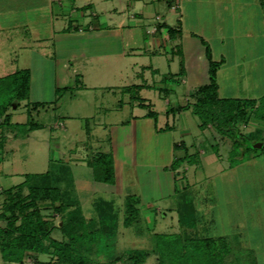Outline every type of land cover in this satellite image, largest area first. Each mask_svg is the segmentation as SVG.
<instances>
[{"label":"rangeland","instance_id":"rangeland-1","mask_svg":"<svg viewBox=\"0 0 264 264\" xmlns=\"http://www.w3.org/2000/svg\"><path fill=\"white\" fill-rule=\"evenodd\" d=\"M171 1L170 5L176 2L180 7V0ZM48 4L49 0H0V77L29 67L27 58H29L30 45L37 47L38 45L34 43L38 41L37 38L43 36L46 39L50 36ZM157 19L161 22L160 16H157ZM187 23L198 29V16L188 18ZM177 26H180L179 22ZM241 28L240 26V30ZM193 35L198 38V33ZM243 38L242 35L238 37L239 43L243 42L241 40ZM248 43L249 41H246V44ZM214 44L216 47L220 45L215 41ZM262 47L260 44V49L254 50L252 47L253 50H246L247 47H245L239 50L238 52L244 54L243 65L237 63L230 51L225 52L226 49L218 48L217 51L225 52L221 60L214 58V52L211 49L212 59L220 61L217 70L220 69L222 73L219 76L221 87L224 88L221 91L222 95L230 92L238 96L246 95L254 98L264 95V67L262 66L264 62L257 61L260 65L254 66L256 62L254 63L248 57L249 55L251 58L254 55L257 56L262 52ZM196 50L192 49L190 57L194 59L195 69L198 70L200 63ZM141 55L145 60L137 56L138 61L147 62L148 56ZM182 56L180 51V61L181 59L184 61ZM161 60L163 69L166 70L165 57ZM203 61L207 68L209 59L204 56V53L201 63ZM130 74L135 82V78L141 74L138 64L137 67L131 64ZM130 74L126 71L120 77L118 71L114 74L118 78L114 83L120 88L114 93L102 86L107 83L102 80L104 78H93L89 81L92 75H87L85 82L95 87L76 90V86H82L83 80L74 82V77L70 78L69 75L67 90L61 89L58 84L56 97L44 102V107L30 108L31 105L27 104L31 101L30 98L21 100L19 105L15 102L9 105L8 110L12 113L14 125L6 130V141L4 147L0 149V212L5 203L3 190L21 183L27 173L48 170L55 183L57 182L62 188L72 190L77 195L87 217L95 213V201L113 202L120 213L114 251L126 257L125 252L128 249L150 247L153 232L183 230L178 221V207L181 195L184 193L192 198L196 207L197 223L195 227L187 228L189 233L192 235L227 233L234 243L237 241L240 243L238 245H243L242 237L236 234L237 231L234 228L229 227L233 223L243 222L244 226L240 228V231H244L247 244L255 248L257 262L264 264L259 254L264 252V149L249 151L248 156L257 154L254 155V160L248 162L244 158L239 164L232 165L234 167L231 171L229 168L231 165L229 155L233 149L231 137L222 135L214 125L200 128V120L191 109L169 110L173 104L187 102L184 81L169 79L166 81L168 84L164 82L163 84L168 87L171 84L170 87L173 86L175 90L169 95L170 91L168 93L164 89L161 92L157 86L158 76H155L157 82L147 77L148 84L142 83L141 90L131 87L126 93L123 85L129 82L127 78ZM164 97L171 103L168 104ZM188 99L193 100L191 95ZM141 101L152 104L151 109L158 113L157 117L145 114L149 107L139 105ZM121 103L123 104L120 105ZM132 114L137 124L136 129L134 128L135 137H133L135 146L129 148L128 143L132 139L129 130L133 129L127 122L131 121ZM30 122L39 125L31 129ZM237 125L243 134L256 138L254 143L264 142L263 121L258 122L257 119L251 118L248 123H237ZM120 127H123L122 133L119 130ZM258 128L262 130L256 131ZM111 145L117 148H128L126 150L130 153L134 152V160L127 151L118 163V167L123 168L125 182L131 175L135 181L134 176L137 170L144 172L146 167L140 166L143 163L148 166L169 160L172 162L174 158L185 154H188L193 162H185L174 170L178 190L172 194V197L169 195L164 201H156L155 206L162 208L161 211L159 209L155 213L147 207H142L138 222L124 226L122 211L125 198L122 196H125L126 192L129 193L128 187L123 188L122 191L117 181L107 183L94 180L92 169L87 164V160L93 157L95 151H108L112 154ZM245 150L241 151L246 152ZM242 154H239L238 158L243 157ZM198 157L201 159L199 164ZM137 166H139L138 169ZM149 192H152L151 187ZM166 202L171 204V207L165 205ZM40 207L46 217L52 218L54 224L62 225L61 213L54 210L49 202L41 203ZM242 207L244 210L240 209ZM5 223L4 219H0L1 225ZM52 234L58 238L62 236L57 228ZM155 257L151 255L144 264H157ZM38 259L47 261L49 255L39 254ZM0 264L22 263L3 260L0 251ZM24 264H38V261L36 258L27 257ZM122 264L128 263L123 261Z\"/></svg>","mask_w":264,"mask_h":264},{"label":"crops","instance_id":"crops-1","mask_svg":"<svg viewBox=\"0 0 264 264\" xmlns=\"http://www.w3.org/2000/svg\"><path fill=\"white\" fill-rule=\"evenodd\" d=\"M171 2V0H49L47 15L50 16V36L46 39L43 36L37 38L38 41L34 43L38 46L30 45L28 52L29 58L27 59L30 66L27 68L30 69L31 74L29 95L31 101L47 102L56 97L58 84L61 89L68 87L69 75L70 78L74 77V82L83 80L82 86H76V90L95 87L85 82L87 75H92L89 81L93 78H104L102 80L107 83L102 86L114 93L120 89L114 83L118 79L114 74L117 71L120 74L119 77L123 76L124 71L130 74L131 64L134 67L138 64L141 74L135 78V82L131 74L129 75L127 78L129 82L123 85L124 92L127 93L131 87L136 88L138 84L147 83L149 77L151 81L157 82L155 76H158L157 86L161 92L164 89L168 93L170 91L169 95L175 90L173 86L170 87L171 84L168 87L163 84L164 82L168 79L184 81L183 87L187 101H189V95L209 80V63L207 68L204 61L201 63L203 53L206 56L205 46L201 39L209 43L210 49L214 52V58L222 60L225 52L230 51L237 63L242 65L244 54L238 51L245 47H247L246 50L260 49L261 44L262 52L252 58L251 55L248 57L254 63L256 62L254 66L260 65L257 61L263 60L264 62V0H180L181 5L178 9L171 8ZM157 16L161 17V22H158ZM197 16L198 29L187 23L188 18H197ZM178 22L181 33L175 39H170L167 26H177ZM193 33H198V38ZM240 35L244 38L241 39L243 42L239 43ZM214 41L220 44L219 47L215 46ZM246 41L249 43L246 44ZM221 47L226 49L225 52L217 51ZM192 49H197L195 53H198L200 63L198 70L195 69L194 59L190 57ZM180 51L184 58L183 73L180 72ZM141 54L148 56L147 62L138 61L137 56L142 58ZM164 57L167 62L166 70L163 69L164 65L161 60ZM262 66L264 67V64ZM220 74L222 73L219 69L217 80L220 97H252L238 96L233 92L222 95L221 91L224 88L220 84ZM166 100L168 104L171 103L169 99ZM177 105L173 104V106ZM131 118V121L127 122L128 126L130 125L133 129L129 130L130 137H132L128 143L129 148L135 146L133 137H135L134 128L137 124L133 114ZM257 121L262 122L259 119ZM122 129L123 127H120V132ZM111 147L115 166V182H119L122 191L123 188L128 187L129 193L126 192L125 196L127 194L138 195L140 197L138 206L141 211L142 207H147L155 213L159 209L161 211L162 208L155 206L156 201H164L165 197L169 195L172 197V194L178 190L175 184L176 171L168 168L171 160L148 165L152 166L150 168L144 163L141 164L140 166L146 167L144 172L137 170L134 176L135 181L131 175L127 177L126 183L123 178V168L118 167V163L128 148H117L113 145ZM128 155L131 158L133 156L134 160V152L128 151ZM198 155L201 156L202 153ZM254 155L257 154L249 155L246 160L253 161ZM200 162L201 159L198 157V164ZM232 167L234 166H229L231 171ZM150 187L152 188L151 193L149 192ZM125 196L122 197L125 198ZM165 205L171 207V204L167 202ZM240 209L244 210L243 207ZM243 226L244 223L241 222L233 223L229 227L234 228L237 231L236 234L242 237L243 246L250 247L244 239V231H240ZM259 254L264 262V252Z\"/></svg>","mask_w":264,"mask_h":264},{"label":"trees","instance_id":"trees-1","mask_svg":"<svg viewBox=\"0 0 264 264\" xmlns=\"http://www.w3.org/2000/svg\"><path fill=\"white\" fill-rule=\"evenodd\" d=\"M180 33V26H167L170 39H175ZM201 40L209 59V80L191 94L193 100L170 106L169 110L191 109L200 120V128L214 125L222 135L231 137L233 149L229 158L230 164L235 165L248 157L249 151L264 149L263 141L260 148L253 147L251 144L256 142V138L243 134L237 125L246 124L251 118L264 123V95L259 98L220 97L217 80L220 61L212 59L208 42ZM184 69L181 59L180 72L183 73ZM30 79L29 68H21L0 77V149L6 141V130L14 125L9 105L12 102L19 105L21 100L29 98ZM136 86L139 91L143 85ZM27 104L35 109L45 106L44 102L39 101H29ZM139 105L149 107L146 112L148 116L157 117L158 113L151 109V104L141 101ZM38 125L30 122L31 129ZM260 129L256 131L260 132ZM241 153L243 157L238 158ZM185 162H193L188 154L174 158L168 168L176 170ZM87 164L92 169L94 180L115 182L114 158L110 152L94 153ZM3 193L5 203L0 219L6 223L0 224V251L5 261L24 264L27 257H33L38 264H122L123 261L144 264L151 255H155L157 264H259L252 247L238 245L240 243L237 241L235 244L229 235L189 233L187 228L195 227L197 223L196 207L192 198L184 193L178 207V221L183 230L153 232L150 247L128 249L126 257L114 251L120 213L113 202L95 201L96 211L87 217L77 195L55 183L48 170L25 174L21 183L3 190ZM46 201L61 213L62 225L54 224L52 218L43 214L40 204ZM139 202L140 197L136 194L125 196L122 211L124 226L135 224L141 218ZM56 228L61 231L60 238L52 234ZM39 254L49 255V260H39Z\"/></svg>","mask_w":264,"mask_h":264},{"label":"water","instance_id":"water-1","mask_svg":"<svg viewBox=\"0 0 264 264\" xmlns=\"http://www.w3.org/2000/svg\"><path fill=\"white\" fill-rule=\"evenodd\" d=\"M252 145H253V147H258V148H260V147L262 146V142L253 143Z\"/></svg>","mask_w":264,"mask_h":264},{"label":"built area","instance_id":"built-area-1","mask_svg":"<svg viewBox=\"0 0 264 264\" xmlns=\"http://www.w3.org/2000/svg\"><path fill=\"white\" fill-rule=\"evenodd\" d=\"M179 6H178V4H176V2H174V3H172L171 4V8H173V9H177Z\"/></svg>","mask_w":264,"mask_h":264}]
</instances>
